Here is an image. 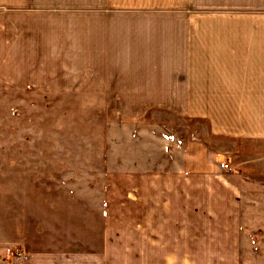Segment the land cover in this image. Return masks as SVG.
<instances>
[{
	"label": "crops",
	"instance_id": "1",
	"mask_svg": "<svg viewBox=\"0 0 264 264\" xmlns=\"http://www.w3.org/2000/svg\"><path fill=\"white\" fill-rule=\"evenodd\" d=\"M152 10L0 0V91L104 93L195 122L145 151L125 187L136 212L103 215L100 245L0 248V264H264V0Z\"/></svg>",
	"mask_w": 264,
	"mask_h": 264
},
{
	"label": "rangeland",
	"instance_id": "2",
	"mask_svg": "<svg viewBox=\"0 0 264 264\" xmlns=\"http://www.w3.org/2000/svg\"><path fill=\"white\" fill-rule=\"evenodd\" d=\"M104 3L156 12L176 0ZM122 104L104 93L0 91V248L18 258L31 249L96 247L103 215L136 212L126 198L128 176L142 172L145 151L160 148L164 132L189 134L195 122L191 110ZM112 182L119 210L107 188Z\"/></svg>",
	"mask_w": 264,
	"mask_h": 264
},
{
	"label": "built area",
	"instance_id": "3",
	"mask_svg": "<svg viewBox=\"0 0 264 264\" xmlns=\"http://www.w3.org/2000/svg\"><path fill=\"white\" fill-rule=\"evenodd\" d=\"M223 167L226 169H230V163L229 161L224 162ZM19 257H22L23 259L27 258V255L23 252H19Z\"/></svg>",
	"mask_w": 264,
	"mask_h": 264
}]
</instances>
